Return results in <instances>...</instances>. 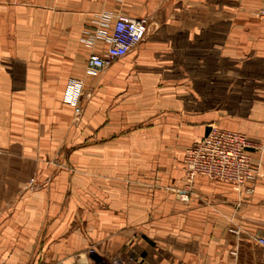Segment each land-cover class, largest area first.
<instances>
[{"label": "crops", "instance_id": "obj_1", "mask_svg": "<svg viewBox=\"0 0 264 264\" xmlns=\"http://www.w3.org/2000/svg\"><path fill=\"white\" fill-rule=\"evenodd\" d=\"M261 2L0 0V264H264ZM119 14L148 34L91 73ZM212 123L261 147L243 187L187 180Z\"/></svg>", "mask_w": 264, "mask_h": 264}, {"label": "built area", "instance_id": "obj_2", "mask_svg": "<svg viewBox=\"0 0 264 264\" xmlns=\"http://www.w3.org/2000/svg\"><path fill=\"white\" fill-rule=\"evenodd\" d=\"M258 13L264 21V0ZM148 31V17L133 18L116 15L108 48L102 52L90 54L87 59L89 72L96 73L103 70L126 56L146 38ZM83 87L82 79L71 78L65 92L66 101L74 106L77 114L82 112L80 98ZM251 147L252 144L244 133L212 126L208 134L194 143L185 153V173L189 184L193 183L198 175H204L243 187L253 177L255 170L249 153ZM180 196L184 201L189 200V194L186 191L180 192ZM254 240L264 247L263 236H254ZM88 264H123V261L120 257H116L109 263L90 262Z\"/></svg>", "mask_w": 264, "mask_h": 264}, {"label": "rangeland", "instance_id": "obj_3", "mask_svg": "<svg viewBox=\"0 0 264 264\" xmlns=\"http://www.w3.org/2000/svg\"><path fill=\"white\" fill-rule=\"evenodd\" d=\"M263 1V0H262ZM261 5H262V2H261V4H260V6L257 8V10H256V14H257V16L259 17V19L260 20H262L263 21V19L261 18V16L259 15V13H258V11H259V9H260V7H261ZM263 23H264V21H263ZM106 69V68H105ZM104 70V69H103ZM101 71V70H100ZM100 71H98V72H100ZM97 72V73H98ZM71 78H77V77H71ZM71 78L68 80V82L71 80ZM81 79V78H80ZM83 80V79H82ZM83 82H84V80H83ZM67 86H68V83H67ZM84 98H85V83H84V87H83V93H82V95H81V98H80V104H81V107H82V112L80 113V114H77L76 113V111H75V119H79V117H80V115L83 113V101H84ZM64 101L67 103V104H70V103H68L67 101H66V99H65V96H64ZM71 105V104H70ZM73 106V105H72ZM74 107V106H73ZM212 126H217V127H219V128H224V127H221V126H219L218 124H213L212 123V125H211V127ZM210 127V128H211ZM227 129V128H226ZM232 130V129H231ZM241 132V131H240ZM242 133H244V132H242ZM246 136H247V138L250 140V142H251V144H252V147L251 148H253L254 146L255 147H257L258 146V148H261L260 147V145H258V144H255L250 138H249V136L246 134V133H244ZM198 142V141H197ZM196 143V142H195ZM194 144V143H193ZM193 144H191L189 147H187L186 148V150H185V152H184V156H183V163H184V169H185V153H186V151L188 150V148H190ZM257 145V146H256ZM250 148V149H251ZM253 161V160H252ZM253 165H254V167H255V164H254V162H253Z\"/></svg>", "mask_w": 264, "mask_h": 264}]
</instances>
